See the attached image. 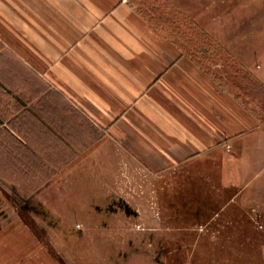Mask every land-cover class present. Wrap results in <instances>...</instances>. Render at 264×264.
I'll return each mask as SVG.
<instances>
[{"label": "crops", "instance_id": "0c3cea01", "mask_svg": "<svg viewBox=\"0 0 264 264\" xmlns=\"http://www.w3.org/2000/svg\"><path fill=\"white\" fill-rule=\"evenodd\" d=\"M135 4L0 0V115H10L0 116L7 135L0 133V152L14 153L21 169L35 153L43 190L75 168L104 167L109 147L112 159L123 152L155 172L221 158L238 178L230 186L264 184L256 178L264 166V123ZM247 55L259 57L264 71V53ZM2 183L13 187L0 200L29 202L40 193L24 196L0 176ZM28 208L41 214L32 203ZM17 227H0V264H62Z\"/></svg>", "mask_w": 264, "mask_h": 264}, {"label": "rangeland", "instance_id": "374dc122", "mask_svg": "<svg viewBox=\"0 0 264 264\" xmlns=\"http://www.w3.org/2000/svg\"><path fill=\"white\" fill-rule=\"evenodd\" d=\"M146 1L145 12L156 17L162 12L163 30L172 36L175 19L185 16L207 31L222 55L208 68L264 118V89L251 84L255 79L264 85L257 76L264 78V71L258 70L259 57L245 56L264 53V0H162L161 8L156 4L161 0ZM105 149L104 167L92 162L75 168L71 178H58L44 190L45 177H36L40 193L29 203L41 214L0 200V227L17 225L24 240L62 264H264V184L230 186L235 169L221 158L155 172L128 161L123 152L112 159V148ZM4 154L0 162L6 165ZM6 169L0 167V176L21 191L20 173ZM247 170L250 176L253 169ZM256 178L264 183V166ZM10 187L0 184V198ZM35 190L30 187L27 195Z\"/></svg>", "mask_w": 264, "mask_h": 264}, {"label": "trees", "instance_id": "16d2710c", "mask_svg": "<svg viewBox=\"0 0 264 264\" xmlns=\"http://www.w3.org/2000/svg\"><path fill=\"white\" fill-rule=\"evenodd\" d=\"M136 1V0H135ZM161 1H158L156 4H158L159 8L164 7V5L162 6V4L160 3ZM144 4H147L146 0H137L136 1V9L143 15L145 16L148 20H150L157 28H159L161 31H163L168 38L176 45L177 48L184 50V51H191L193 50V52L195 53V60L199 59V56L204 58V61H206V64L202 62V59H199L197 62L202 66L203 69H205L206 71H209V68L207 65L213 63L214 61L220 59L222 57V55L220 54V50L221 48H218L217 45L214 44L213 40H215L214 38H212V36L205 30H203L202 27L199 26V24L195 23V21L187 16L184 17H180L179 19H175V22H177V33L176 36L175 35H171V33H167L163 30V26L162 24L164 23L165 19L162 18V12L156 17L154 15H150L148 13H146L143 9V7H145ZM152 4V3H151ZM172 4V3H171ZM149 6V5H148ZM156 6V5H155ZM158 11V10H157ZM185 43H187V46L185 45ZM219 50V51H218ZM225 53V52H224ZM226 54V53H225ZM228 57L230 56V54L227 52ZM191 56V54H189ZM228 59H232L231 57H229ZM215 74V72H214ZM248 76L250 75L249 73H246ZM217 75V74H216ZM214 76L215 80L221 84L224 88L231 90L233 93H235L233 91V89H231V87L229 85H227L223 79H219V77ZM249 77H252L251 75ZM257 84L260 85L262 87V89H264V85H261L259 82H257V80H253L251 82V84ZM237 98L243 102V100L240 98V96L237 95ZM251 112H253V114H255L257 116V118L260 121H264V118H260L258 113H255L253 110H251ZM31 157H33L32 159L29 157V166H27V168L25 169H21L20 166H18L19 164H23L22 160L17 159L15 154H11V155H7V162L8 164H6V167L8 169V172L14 173V172H18V170H20L23 175V179L26 178H30L31 179L27 182H21L19 183V189H21V193L22 195L26 196L27 195V191L30 190V187L37 189L40 186V182H36L35 179V173L39 171V166H41V161L40 158L34 153H31ZM9 156V158H8ZM31 159V160H30ZM39 162V164L37 163ZM35 168H37L35 170ZM6 169V170H7ZM42 170V169H40ZM32 172V173H31ZM31 173V175H30ZM30 175V176H29ZM37 175V173H36ZM39 179V178H38ZM41 181V179H39Z\"/></svg>", "mask_w": 264, "mask_h": 264}, {"label": "flooded vegetation", "instance_id": "af4514ba", "mask_svg": "<svg viewBox=\"0 0 264 264\" xmlns=\"http://www.w3.org/2000/svg\"><path fill=\"white\" fill-rule=\"evenodd\" d=\"M10 201H13L12 203H20L22 208H28L30 206V203L28 201H24L22 199H14Z\"/></svg>", "mask_w": 264, "mask_h": 264}]
</instances>
